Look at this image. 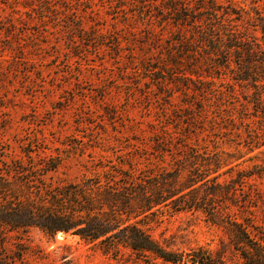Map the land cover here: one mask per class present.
<instances>
[{"label": "rangeland", "instance_id": "374dc122", "mask_svg": "<svg viewBox=\"0 0 264 264\" xmlns=\"http://www.w3.org/2000/svg\"><path fill=\"white\" fill-rule=\"evenodd\" d=\"M138 1L0 0V156L16 160L23 148L60 156L55 180L70 182L91 176L100 164L153 162L152 140L164 133L209 150H244L247 132L259 125L242 99L250 91L233 84L222 66L209 68L192 28L174 26L171 16L162 20ZM215 1L244 20L251 8L264 15V0ZM199 80L212 81L215 95L178 91L201 87ZM230 85L234 93L225 101L218 90ZM243 186L241 201L250 193L260 198L254 209L260 223L264 178ZM149 228L182 256L176 264H191L197 249L218 264H241L226 236L199 214L164 216ZM20 238L19 246L6 250L21 255L13 264H128L127 254L113 260L70 234L49 237L32 228Z\"/></svg>", "mask_w": 264, "mask_h": 264}, {"label": "trees", "instance_id": "16d2710c", "mask_svg": "<svg viewBox=\"0 0 264 264\" xmlns=\"http://www.w3.org/2000/svg\"><path fill=\"white\" fill-rule=\"evenodd\" d=\"M151 1L138 2L148 13L156 9L162 20L168 19L164 15L171 16L174 26L192 28L209 68L222 66L233 84L250 91L242 99L259 125L247 132V141L240 144L243 151L209 150L164 133L152 140L153 162L146 159L143 167L127 162L100 164L91 176L70 182L55 180L62 165L60 156L30 148H23V156L16 160L7 161L1 155L0 264L21 259L19 254L9 256L7 247L19 246L20 237L32 228L49 237L57 233L78 237L113 260L127 254L123 263L176 264L182 256L155 240L149 227L164 216L181 213L199 214L218 228L241 264H264V220L258 223L254 215L260 198L250 193L240 200L247 180L264 178V160H259L264 155V15L251 8L253 15L244 12V20L215 0ZM199 81L201 87L194 83L178 91L215 95L212 81ZM228 87L218 90L225 101L234 93V87ZM246 162H251L247 169L238 168ZM189 259L191 264H218L202 249L193 251Z\"/></svg>", "mask_w": 264, "mask_h": 264}]
</instances>
